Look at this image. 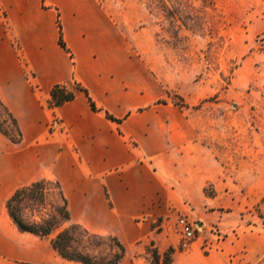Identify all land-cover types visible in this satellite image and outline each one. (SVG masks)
Returning <instances> with one entry per match:
<instances>
[{
  "label": "crops",
  "instance_id": "crops-1",
  "mask_svg": "<svg viewBox=\"0 0 264 264\" xmlns=\"http://www.w3.org/2000/svg\"><path fill=\"white\" fill-rule=\"evenodd\" d=\"M0 10V100L22 133L19 144L0 133V211L18 189L49 179L73 223L126 248H169L172 213L213 201L205 187L219 193L223 170L142 50L156 42L148 13L100 0H0ZM56 85L74 100L50 107Z\"/></svg>",
  "mask_w": 264,
  "mask_h": 264
},
{
  "label": "rangeland",
  "instance_id": "rangeland-1",
  "mask_svg": "<svg viewBox=\"0 0 264 264\" xmlns=\"http://www.w3.org/2000/svg\"><path fill=\"white\" fill-rule=\"evenodd\" d=\"M100 1L148 13L156 42L142 50L154 54L171 102L196 120L199 141L223 170L219 193L205 187L213 201L172 213L169 248L133 245L120 264H156L148 247L173 248V264H264V0ZM0 212V262L78 264L62 259L49 240L19 232L5 203ZM181 219L196 229L187 250L180 248Z\"/></svg>",
  "mask_w": 264,
  "mask_h": 264
},
{
  "label": "trees",
  "instance_id": "trees-1",
  "mask_svg": "<svg viewBox=\"0 0 264 264\" xmlns=\"http://www.w3.org/2000/svg\"><path fill=\"white\" fill-rule=\"evenodd\" d=\"M59 28L61 30L60 25ZM59 44L67 50L61 31ZM76 89L84 91L79 85H76ZM74 98V91L66 85H56L51 91L48 105L58 107ZM89 101L91 108L97 111L95 103L90 98ZM0 109L5 115V119L0 121V133L10 142L19 144L22 133L15 117L1 100ZM3 123L8 125L7 129ZM47 207L50 208L49 212ZM5 208L19 232L49 240L51 248L66 261L78 264H120L127 255V248L117 237L97 234L72 222L68 201L56 181L41 179L18 189ZM151 245L154 246V243L151 242ZM146 251L156 264H173V248L165 253H160L157 248L150 250L149 247Z\"/></svg>",
  "mask_w": 264,
  "mask_h": 264
},
{
  "label": "built area",
  "instance_id": "built-area-1",
  "mask_svg": "<svg viewBox=\"0 0 264 264\" xmlns=\"http://www.w3.org/2000/svg\"><path fill=\"white\" fill-rule=\"evenodd\" d=\"M179 232L181 235L180 248L183 250L189 249L192 242L195 240L196 229L187 220L181 219L179 221Z\"/></svg>",
  "mask_w": 264,
  "mask_h": 264
}]
</instances>
